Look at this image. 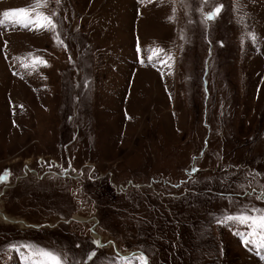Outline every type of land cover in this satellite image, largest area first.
<instances>
[{
  "label": "rangeland",
  "instance_id": "obj_1",
  "mask_svg": "<svg viewBox=\"0 0 264 264\" xmlns=\"http://www.w3.org/2000/svg\"><path fill=\"white\" fill-rule=\"evenodd\" d=\"M37 11L56 29L0 26V264H28L22 245L67 264H264L224 220L264 209V0Z\"/></svg>",
  "mask_w": 264,
  "mask_h": 264
},
{
  "label": "snow or ice",
  "instance_id": "obj_2",
  "mask_svg": "<svg viewBox=\"0 0 264 264\" xmlns=\"http://www.w3.org/2000/svg\"><path fill=\"white\" fill-rule=\"evenodd\" d=\"M46 0H34L32 5L28 7H20L14 9H8L0 13V26L6 24H12L13 26L19 25L24 28H30L35 26L37 30H55L56 24L54 23L52 17L44 14L43 12L37 11L40 7L44 6ZM57 3L60 0H56ZM207 2V0H205ZM220 7H216L213 11L205 14V19H214L215 16L220 12ZM55 15V13L53 14ZM171 20L172 17H169ZM150 52L153 53L149 57L151 61L154 57L159 58L164 55L163 49H150ZM31 55V54H30ZM172 57L167 56L166 60L161 61L162 63H167ZM44 65L47 66V62L41 57L32 58V66ZM28 65H25L27 67ZM7 172V170H5ZM6 179L4 174H0V182H4ZM225 221L238 222L246 226L247 231L245 235L250 238L244 240L245 244H257L259 247L264 248V209L258 210L256 215H251L248 212H242L239 215H228L224 218ZM94 243H98L95 242ZM30 249V255L26 257L28 264H67L66 258L54 251L40 248L38 246L32 245H22ZM95 252L88 253V259L91 260ZM122 260H126V257H121ZM138 261V264H147V258L141 253L139 256L135 257Z\"/></svg>",
  "mask_w": 264,
  "mask_h": 264
}]
</instances>
